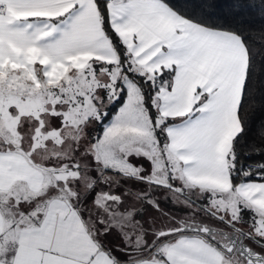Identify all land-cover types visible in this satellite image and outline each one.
Returning <instances> with one entry per match:
<instances>
[{
  "label": "snow or ice",
  "instance_id": "obj_1",
  "mask_svg": "<svg viewBox=\"0 0 264 264\" xmlns=\"http://www.w3.org/2000/svg\"><path fill=\"white\" fill-rule=\"evenodd\" d=\"M264 0H0V264H264Z\"/></svg>",
  "mask_w": 264,
  "mask_h": 264
},
{
  "label": "trees",
  "instance_id": "obj_2",
  "mask_svg": "<svg viewBox=\"0 0 264 264\" xmlns=\"http://www.w3.org/2000/svg\"><path fill=\"white\" fill-rule=\"evenodd\" d=\"M252 119L256 121L257 125L264 124V118H261L259 113H255Z\"/></svg>",
  "mask_w": 264,
  "mask_h": 264
}]
</instances>
